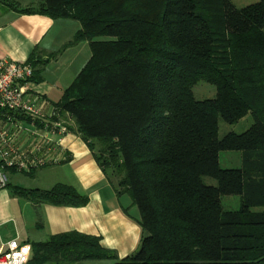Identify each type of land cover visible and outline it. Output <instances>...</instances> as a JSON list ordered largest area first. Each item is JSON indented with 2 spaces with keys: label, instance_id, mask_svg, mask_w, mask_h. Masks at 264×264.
Masks as SVG:
<instances>
[{
  "label": "trees",
  "instance_id": "obj_1",
  "mask_svg": "<svg viewBox=\"0 0 264 264\" xmlns=\"http://www.w3.org/2000/svg\"><path fill=\"white\" fill-rule=\"evenodd\" d=\"M39 13L80 24L68 45L90 57L54 106L72 120L118 197L136 207L142 236L118 259L99 236L78 231L31 242L29 264H264V0H40ZM39 81L44 61H28ZM205 81L215 96L198 100ZM247 114L249 129L218 137L219 119ZM222 151L239 152L222 168ZM215 180L206 184L204 178ZM31 200L84 206L56 184ZM223 196H240L226 210ZM129 207V208H128Z\"/></svg>",
  "mask_w": 264,
  "mask_h": 264
},
{
  "label": "crops",
  "instance_id": "obj_2",
  "mask_svg": "<svg viewBox=\"0 0 264 264\" xmlns=\"http://www.w3.org/2000/svg\"><path fill=\"white\" fill-rule=\"evenodd\" d=\"M4 5L0 7V58L26 62L35 51L44 64L39 81L30 80L28 88L54 106L90 57L86 41L67 46L80 24L20 13L21 9ZM61 145L64 153L59 164L30 173L9 172L7 187L0 189V245L15 237L31 244L50 235L78 231L99 236L101 244L118 259L128 256L142 236L137 218L123 210L128 201L124 204L123 197L116 195L80 136L69 131L61 137ZM59 183L86 195L87 204L53 205L28 195L30 190H49Z\"/></svg>",
  "mask_w": 264,
  "mask_h": 264
},
{
  "label": "built area",
  "instance_id": "obj_3",
  "mask_svg": "<svg viewBox=\"0 0 264 264\" xmlns=\"http://www.w3.org/2000/svg\"><path fill=\"white\" fill-rule=\"evenodd\" d=\"M33 70L27 61L0 58V189L10 171L30 173L63 160L61 137L71 124L28 88ZM31 257L30 244L18 237L0 245V264H29Z\"/></svg>",
  "mask_w": 264,
  "mask_h": 264
},
{
  "label": "rangeland",
  "instance_id": "obj_4",
  "mask_svg": "<svg viewBox=\"0 0 264 264\" xmlns=\"http://www.w3.org/2000/svg\"><path fill=\"white\" fill-rule=\"evenodd\" d=\"M259 0H229V2L237 8H242L247 5L253 4L258 2ZM7 4L8 6H11L16 9H39L40 6V0H0V7L5 6L4 4ZM193 93L196 99L198 100H204V99H210L215 96V88L212 84H209L205 81H198L197 84L193 87ZM69 123H73L72 120ZM253 120L250 114H247L242 119H240L236 123H226L223 120L219 119V128H218V137L222 138L224 135H226L229 132H234L237 134L243 133L247 129L250 128L252 125ZM239 152L234 151H222L219 154V162L220 166L222 168H237L240 166L238 163L239 161ZM204 181L206 184L215 185V180L205 177ZM124 204L128 201L127 205H129V199L127 196L123 197ZM222 205L224 209L226 210H237L241 207V199L240 196H223L222 197ZM129 208V207H128ZM128 212L131 216H133L135 219L139 216L138 211L136 207H130L128 209ZM141 237V236H140ZM140 246V243H137L134 247V249L130 252V254H134ZM129 254V255H130ZM87 264H105L107 261H87Z\"/></svg>",
  "mask_w": 264,
  "mask_h": 264
}]
</instances>
